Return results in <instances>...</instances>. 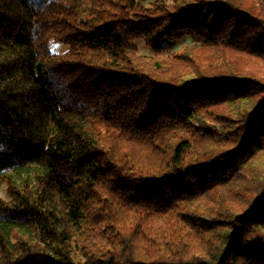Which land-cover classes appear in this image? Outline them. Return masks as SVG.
Instances as JSON below:
<instances>
[{"label":"trees","instance_id":"obj_1","mask_svg":"<svg viewBox=\"0 0 264 264\" xmlns=\"http://www.w3.org/2000/svg\"><path fill=\"white\" fill-rule=\"evenodd\" d=\"M0 182V264H264V0H0Z\"/></svg>","mask_w":264,"mask_h":264},{"label":"rangeland","instance_id":"obj_2","mask_svg":"<svg viewBox=\"0 0 264 264\" xmlns=\"http://www.w3.org/2000/svg\"><path fill=\"white\" fill-rule=\"evenodd\" d=\"M142 2H144L146 5L151 4V0H140ZM169 3L172 2V0H167ZM190 41H187L185 43H173V44H168V50L170 53L176 52L178 50H180L184 45L189 44ZM132 44L134 46L137 47L139 54L143 55V56H150L152 55V51L145 45V42L141 41V40H136L134 42H132ZM54 51L58 52V53H63L65 52L68 48L62 44H55L53 46ZM0 198L3 199H7V191H6V185L2 182H0Z\"/></svg>","mask_w":264,"mask_h":264}]
</instances>
